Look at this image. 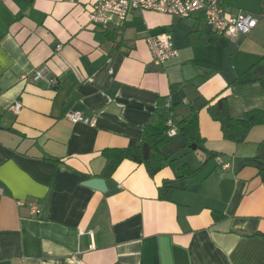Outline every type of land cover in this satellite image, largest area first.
Segmentation results:
<instances>
[{
	"label": "crops",
	"instance_id": "obj_1",
	"mask_svg": "<svg viewBox=\"0 0 264 264\" xmlns=\"http://www.w3.org/2000/svg\"><path fill=\"white\" fill-rule=\"evenodd\" d=\"M96 1L0 0V264H264V124L235 143L208 112L223 97L232 118L264 111V0H217L258 19L231 38L200 12L95 25ZM158 33L178 50L163 65ZM42 66L56 85L34 80ZM156 113L178 127L164 135L172 163L109 173Z\"/></svg>",
	"mask_w": 264,
	"mask_h": 264
},
{
	"label": "built area",
	"instance_id": "obj_2",
	"mask_svg": "<svg viewBox=\"0 0 264 264\" xmlns=\"http://www.w3.org/2000/svg\"><path fill=\"white\" fill-rule=\"evenodd\" d=\"M135 11L158 12L181 19L190 18L200 12L208 26L217 34L229 38L239 34L247 36L258 24L256 16L246 12L230 14L217 0H97L90 10L89 18L95 25L105 24L110 16L123 22ZM147 43L156 65H163L178 56V50L169 34L150 35ZM33 78L35 81H45L51 86L57 84V81L50 77L46 66L37 69ZM167 106L170 107V104ZM21 109L22 105L19 103L12 107L16 114H19ZM68 120L73 124L83 123L91 126L94 124L93 120L79 112L70 113ZM167 128L166 134L169 138L178 134V127L172 115L167 120Z\"/></svg>",
	"mask_w": 264,
	"mask_h": 264
},
{
	"label": "trees",
	"instance_id": "obj_3",
	"mask_svg": "<svg viewBox=\"0 0 264 264\" xmlns=\"http://www.w3.org/2000/svg\"><path fill=\"white\" fill-rule=\"evenodd\" d=\"M208 112L213 120L220 123L224 138L235 143H243L253 127L264 124V111L259 109L248 111L239 119L232 118L229 114L226 97L218 99L214 104L209 102ZM167 120L168 117L154 114L145 127L142 141L138 143L132 141L129 147L119 150L120 157L118 160L113 162L110 161L111 159L109 160L108 172L112 173L123 159L144 165L151 177L170 165L172 161H169L162 152V148L166 144L164 135L168 129ZM188 121L191 124H197L198 114L196 113ZM188 121L184 120L183 123Z\"/></svg>",
	"mask_w": 264,
	"mask_h": 264
},
{
	"label": "water",
	"instance_id": "obj_4",
	"mask_svg": "<svg viewBox=\"0 0 264 264\" xmlns=\"http://www.w3.org/2000/svg\"><path fill=\"white\" fill-rule=\"evenodd\" d=\"M193 148H196L195 146H193ZM85 185L87 187L99 190L101 192H105L106 191V187H105V181L102 179H91L88 180Z\"/></svg>",
	"mask_w": 264,
	"mask_h": 264
},
{
	"label": "rangeland",
	"instance_id": "obj_5",
	"mask_svg": "<svg viewBox=\"0 0 264 264\" xmlns=\"http://www.w3.org/2000/svg\"><path fill=\"white\" fill-rule=\"evenodd\" d=\"M171 142H172V140L169 139V141H168L167 144H169V143H171ZM186 151L190 152V154H194V153H195V152H193V151H191V150H188V149H186L185 152H186Z\"/></svg>",
	"mask_w": 264,
	"mask_h": 264
}]
</instances>
